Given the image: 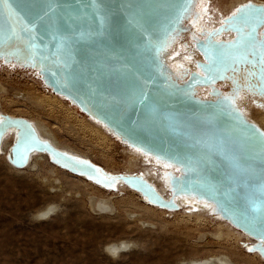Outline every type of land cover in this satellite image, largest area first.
Instances as JSON below:
<instances>
[{"label": "water", "instance_id": "95a60500", "mask_svg": "<svg viewBox=\"0 0 264 264\" xmlns=\"http://www.w3.org/2000/svg\"><path fill=\"white\" fill-rule=\"evenodd\" d=\"M198 1L0 2V62L32 69L46 88L154 164L178 167L166 173L169 197L141 171L109 170L42 137L27 117L2 111L0 153L9 138L6 157L15 168L41 153L72 174L109 190L132 189L168 212L199 210L177 197L212 203L209 214L243 233L249 241L242 247L264 261V129L235 102L242 90L264 98V2H243L236 10L251 7L197 36L189 20ZM178 41H192L201 57L182 77L166 59ZM206 87L210 96L197 93Z\"/></svg>", "mask_w": 264, "mask_h": 264}, {"label": "rangeland", "instance_id": "374dc122", "mask_svg": "<svg viewBox=\"0 0 264 264\" xmlns=\"http://www.w3.org/2000/svg\"><path fill=\"white\" fill-rule=\"evenodd\" d=\"M246 1L249 0H199L200 23L214 28L223 16ZM200 23L196 24L197 29ZM185 38L189 40L187 35ZM179 44L184 47L180 46L182 53L177 61H189L186 57L190 54L199 58L192 49V41ZM180 61L173 66L168 62L177 73L183 69ZM26 88L49 96L51 101L35 102L17 95L25 93ZM261 99L243 93L238 104L248 115L251 108L260 107ZM0 109L47 123L66 146L112 171L125 170L127 151L132 148L46 88L32 69L0 62ZM46 158L34 161L30 168L18 169L0 153V264H180L184 258L215 254L231 255L236 258L235 264H264L260 256L242 247L241 241L249 239L209 214L210 209L178 201L183 207L199 210L168 212L142 201L132 189H106ZM141 163L130 171L144 175L149 169L158 176L165 171L163 167ZM150 181L169 197L166 184L161 185L156 179ZM53 203L57 205L56 212L42 221L35 211ZM119 240L132 241L134 246L113 258L104 248Z\"/></svg>", "mask_w": 264, "mask_h": 264}, {"label": "bare ground", "instance_id": "6f19581e", "mask_svg": "<svg viewBox=\"0 0 264 264\" xmlns=\"http://www.w3.org/2000/svg\"><path fill=\"white\" fill-rule=\"evenodd\" d=\"M253 1V0H252ZM198 4V3H197ZM196 13L190 17V22H192V24L194 25V29H195V34L197 36H200V31L203 30V29H210L208 27H206L203 23H200V17H201V12L197 9V5H196ZM236 11V10H235ZM223 20V18H222ZM199 24L200 23V29H197L196 28V24ZM222 23V21H221ZM219 23V25L221 24ZM217 27V26H216ZM215 28V27H214ZM213 29V28H211ZM198 33V34H197ZM231 32H229L228 34L226 33L225 36H228L230 35ZM232 35V34H231ZM184 47V45H180L179 44V41L176 42L169 50V52L167 53V56H166V59L168 60V62H171L172 63V66L174 64H176L177 62V59L181 56V53H182V50H181V47ZM199 56V54H198ZM187 59H189V61H186V59L184 58L183 60L186 61H180L181 63V66L183 69L180 70L179 73L175 72V75L178 76V77H182L185 73V70L187 68L189 69H195L196 68V61L197 59H200L201 57L199 56V58L195 59L194 58V55L193 54H190L186 57ZM11 65H15V64H12ZM179 65V64H178ZM16 66V65H15ZM225 84V83H224ZM221 85V84H220ZM222 86V85H221ZM3 89V88H1ZM27 89V88H26ZM209 87H206V88H200V90L197 92L199 93V95L201 96H210V93H209ZM25 90V89H24ZM36 91V90H35ZM35 91H33V89H27L25 93H20V92H17V95H21L22 97L23 96H26L28 97L29 99H33L35 102L36 101H51V99L49 98V96H45V95H41L39 94L38 92L36 93ZM243 93H249L250 94V91L248 90H242L240 92V94H238L235 98V102H236V105L242 110V112L246 115L244 109L238 104V98L243 94ZM252 95V94H250ZM259 97V96H257ZM25 98V97H23ZM261 98V97H259ZM262 100H264V98H262ZM26 101V100H25ZM45 101V102H46ZM9 102V101H8ZM33 102V104L35 103ZM10 103V102H9ZM42 103V102H41ZM6 104V102H5ZM14 104V103H13ZM43 104V103H42ZM8 104H6L5 106H7ZM49 105V104H48ZM259 105L260 107L258 109H253L251 108L249 113H247L248 115H246V117H248V119H250L251 121L257 123L260 127H262L264 129V101L262 102H259ZM0 111L4 112V113H7L5 111H3L2 109H0ZM21 113V112H20ZM11 114V113H9ZM11 115H14V114H11ZM17 116V115H15ZM21 116V115H20ZM28 118V117H27ZM30 119L31 121H33V123L35 124V126L37 127L40 135L44 138H50L51 140H53L58 146L60 147H63V148H67L79 155H84V156H87L86 154H83V153H80L78 152L77 150H74L68 146H66V144H64L63 142L60 141V139H58V137L56 136V134L54 133V131L48 127V124L47 123H44V122H41L40 120H37V119H32V118H28ZM95 121V120H93ZM96 123L100 124L101 126H103L107 131L108 129L102 125L101 123L95 121ZM88 124V123H87ZM51 126V125H50ZM53 128V127H52ZM109 132V131H108ZM110 133V132H109ZM112 134V133H110ZM118 139V138H117ZM120 140V139H118ZM121 141V140H120ZM122 142V141H121ZM124 143V142H122ZM125 145H127L126 143H124ZM10 146V139L7 138L6 141H5V147L3 148L2 150V153L1 154H4L6 156V154L8 153V148ZM128 147L132 148L131 146L127 145ZM134 149V148H132ZM128 150L127 153H128V163L126 164V166L124 167V169L128 172H131L130 169L133 168V167H136L140 164H142L141 162L144 161V165H146L147 163H151L155 166H159L157 164V162L154 164L153 162L155 161V159L153 158H148L146 156H144L143 154H141L140 151L134 149V150ZM96 155V154H95ZM98 155V154H97ZM102 155V154H100ZM99 156V155H98ZM142 156H144V158L142 159ZM47 156L44 155V154H41V153H35L31 156V161H30V164L29 166L33 163L34 161H38V160H43L45 159ZM89 157V156H87ZM48 160V157L46 158ZM106 160V159H105ZM44 162V161H43ZM42 162V163H43ZM110 162V160H109ZM112 162V161H111ZM40 163V161H39ZM108 164V163H107ZM114 164V163H113ZM163 167L165 168V171H163L164 173H162L160 176L154 174L153 172H151L149 169H146L145 172H144V177H146L147 179L150 178V180H154L156 179V181L158 183H160L161 185H164L166 184L167 187L169 186V177H166V173L169 171V170H172V171H176L178 170V167L176 166H173V165H169L167 164L166 162H163ZM38 165V164H37ZM110 165V164H109ZM28 166V167H29ZM40 166V165H39ZM108 166V165H107ZM48 167V166H47ZM161 167V166H159ZM30 168V167H29ZM39 168V167H38ZM105 168L109 169L108 167L105 166ZM36 170V169H35ZM111 170V169H109ZM41 172V171H40ZM35 173V172H34ZM143 175V174H142ZM38 176V175H37ZM47 177V176H46ZM58 177V176H57ZM44 179V178H43ZM59 179V178H58ZM149 180V179H148ZM76 183V182H75ZM30 184V183H28ZM51 184V182H50ZM77 184V183H76ZM23 185V184H22ZM67 185V184H65ZM53 186V185H52ZM54 186H56L54 184ZM51 188V187H50ZM15 189V188H14ZM17 189V188H16ZM29 190V189H28ZM34 191V190H33ZM29 194V193H28ZM56 196V195H55ZM61 197V196H60ZM134 201V200H133ZM178 201H183L185 203H193L195 204L196 206H199L201 208H204L205 210H208L213 208L214 209V205L212 203H208L207 201H199L196 197L194 196H182V197H177V202ZM136 203V202H135ZM179 203V202H178ZM180 204V203H179ZM16 205V204H15ZM121 206V205H120ZM212 209V210H213ZM57 210V205L55 203L53 204H48L42 208H39L35 211V213L41 217V220L44 221V220H47V219H50L54 213L56 212ZM131 211V210H130ZM133 212V211H132ZM127 214V213H126ZM130 214V213H129ZM123 218V217H122ZM130 218V217H129ZM124 220V219H123ZM128 220V218H127ZM3 230V229H2ZM1 234V232H0ZM4 235V233H3ZM6 236L5 237H9L7 234H5ZM3 245V244H1ZM0 245V247H1ZM134 246V242L132 241H129V240H119V241H113V242H110V243H107L105 245V252H107L111 257H115V256H119L121 253L129 250V248L133 247ZM1 249V248H0ZM217 250V249H216ZM223 251V250H221ZM227 251V250H226ZM225 251V252H226ZM208 252V251H207ZM216 252V251H215ZM218 252V251H217ZM227 253V252H226ZM204 255V254H203ZM243 258V257H242ZM238 261V259H237ZM241 261V260H240ZM236 262V258H234L233 256L231 255H224V254H220V255H211V256H205V257H201V258H194V257H190V258H184L182 259L181 263L180 264H235Z\"/></svg>", "mask_w": 264, "mask_h": 264}, {"label": "snow or ice", "instance_id": "6c2138e0", "mask_svg": "<svg viewBox=\"0 0 264 264\" xmlns=\"http://www.w3.org/2000/svg\"><path fill=\"white\" fill-rule=\"evenodd\" d=\"M0 2H2V0H0ZM249 7H251V5H244V6H242L241 8H238L237 10H236V12H234L233 14H232V16H236L237 15V13H242V12H244V10L245 9H247V8H249ZM228 19H231V17H229ZM240 19L244 22V23H247V17H246V15H242L241 17H240ZM223 23V22H222ZM218 31V30H217ZM249 35H251V34H249ZM262 36H264V34H262ZM216 43H233V41H227V42H220V41H217ZM261 43H264V39H262L261 40ZM262 135H264V134H262ZM76 163H78V164H84V163H86L85 161H80V160H76L75 161ZM98 171V170H97ZM106 179H110V180H115V178H111V177H109V178H106Z\"/></svg>", "mask_w": 264, "mask_h": 264}]
</instances>
